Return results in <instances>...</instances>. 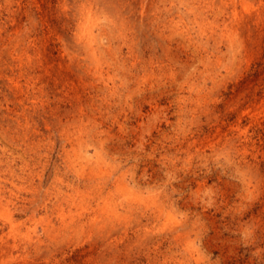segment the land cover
I'll return each mask as SVG.
<instances>
[{
    "label": "clouds",
    "instance_id": "clouds-1",
    "mask_svg": "<svg viewBox=\"0 0 264 264\" xmlns=\"http://www.w3.org/2000/svg\"><path fill=\"white\" fill-rule=\"evenodd\" d=\"M260 62L264 0H0V264H264Z\"/></svg>",
    "mask_w": 264,
    "mask_h": 264
},
{
    "label": "rangeland",
    "instance_id": "rangeland-1",
    "mask_svg": "<svg viewBox=\"0 0 264 264\" xmlns=\"http://www.w3.org/2000/svg\"><path fill=\"white\" fill-rule=\"evenodd\" d=\"M260 63H261V68L257 69V71L264 73V62H260ZM14 167H15V162L12 157H6L3 154H0V173H3L5 169H8L10 172L11 168ZM18 187L20 186L18 185Z\"/></svg>",
    "mask_w": 264,
    "mask_h": 264
}]
</instances>
